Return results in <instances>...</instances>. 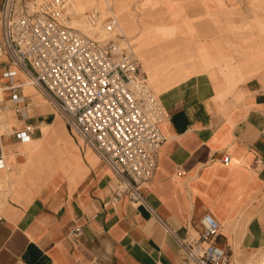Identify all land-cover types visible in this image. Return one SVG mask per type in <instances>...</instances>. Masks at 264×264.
I'll use <instances>...</instances> for the list:
<instances>
[{"label": "crops", "instance_id": "0c3cea01", "mask_svg": "<svg viewBox=\"0 0 264 264\" xmlns=\"http://www.w3.org/2000/svg\"><path fill=\"white\" fill-rule=\"evenodd\" d=\"M115 2L166 112L155 172L140 186L161 221L112 198L118 178L32 83L55 108L39 99V110L23 86L30 76L1 53L0 264H177L176 237L197 238L206 212L221 223L216 242L229 260L263 249L264 91L254 89L264 87V41L243 0Z\"/></svg>", "mask_w": 264, "mask_h": 264}, {"label": "built area", "instance_id": "2783aa9c", "mask_svg": "<svg viewBox=\"0 0 264 264\" xmlns=\"http://www.w3.org/2000/svg\"><path fill=\"white\" fill-rule=\"evenodd\" d=\"M68 2L0 0V55L6 54L11 64L30 76L69 130L118 178L112 198L127 196L157 216L140 186L155 172L165 139L159 123L166 112L131 47L73 26ZM106 13L93 7L85 18L93 26L101 23L111 30L117 20L109 5ZM4 75L13 88L15 70ZM229 159L228 154L222 157L224 162ZM200 223L197 238L176 237L181 250L177 264H228V253L216 242L221 223L210 212L201 216ZM72 232L78 234L79 228Z\"/></svg>", "mask_w": 264, "mask_h": 264}, {"label": "rangeland", "instance_id": "374dc122", "mask_svg": "<svg viewBox=\"0 0 264 264\" xmlns=\"http://www.w3.org/2000/svg\"><path fill=\"white\" fill-rule=\"evenodd\" d=\"M76 3H79L82 9L78 10L77 6L75 5ZM87 4L88 2L86 0H69L68 6H67V12L70 15V23L73 26L80 28L83 32H85L88 35L96 36L100 39L113 38L116 41L120 42L122 45H128L133 50L134 55L139 60L141 64V68L143 69L142 64L146 63V59L143 58L142 63H141V53L139 51V46L137 44V41L136 39L131 37V32L125 28L124 18L122 14L123 7L121 6L120 8H117L116 6L117 2L111 3V0H96V3L95 2L91 3V5H88L86 7ZM107 5H111L112 11L117 20V28L115 29L113 28L114 29L113 31L106 30L101 23L97 24V26H92L90 23L87 22L85 18V12L93 7L98 8L103 13V15H106ZM243 6L245 10V13H244L245 22L247 23L249 27L252 28L255 34L259 32L258 35L255 36V38H257L259 41H264V32H261L259 30L260 22L262 21L264 23V0H243ZM137 11L140 12L141 9L137 8ZM261 54H263V52ZM259 60H260L259 56L256 53L254 57L252 58V63L254 65H257ZM147 72H149L148 69H147ZM22 76L24 77L23 86L28 88L31 91V93H33L38 99L34 102L35 105L45 106L44 103H41V101H44L55 110V108L50 104V102L46 98H44L43 94L37 88L33 86L30 79L24 74ZM147 78H148L149 85L152 87L154 94L157 96L158 93L153 88L150 78L148 76ZM29 83H31V85H29ZM23 90L26 91V89H23ZM254 90L264 91V87L257 86V88H255ZM57 113L58 115L61 116V114L58 111ZM258 200L261 204V207H264V185L262 186L260 190V195L258 197ZM237 254L241 255L240 253H237ZM250 256H253V257L250 258ZM263 258H264V248L263 249L255 248V249H252L251 252L243 258L239 257V258L229 260V264H260Z\"/></svg>", "mask_w": 264, "mask_h": 264}, {"label": "bare ground", "instance_id": "6f19581e", "mask_svg": "<svg viewBox=\"0 0 264 264\" xmlns=\"http://www.w3.org/2000/svg\"><path fill=\"white\" fill-rule=\"evenodd\" d=\"M76 6H77V9L78 10H80V9H82V7H81V5L79 4V3H76L75 4ZM70 8V7H69ZM93 26V25H92ZM95 26H97V25H95ZM115 28H117V26L115 27ZM114 28V29H115ZM114 29H111V31H113ZM107 30V29H106ZM143 66V65H142ZM144 69V68H143ZM29 79H30V81H31V83H32V80H31V78L30 77H28ZM19 90V89H18ZM20 91V90H19ZM51 104V103H50ZM37 107L39 108V110H44L45 109V106H43V105H37ZM43 121V120H42ZM48 127H50V125H48V124H44V123H42V124H40V128H41V130H42V134H43V136H44V133H45V131H46V129L48 128ZM53 132V131H52ZM43 136L41 137V139H39V140H43L42 138H43ZM36 140L37 139H34V138H32V137H30V139H29V141H28V144H29V148H28V152H30L31 153V151H32V149L34 150V147H35V145H36ZM34 145V146H33ZM250 261V260H249ZM192 264H194V263H192Z\"/></svg>", "mask_w": 264, "mask_h": 264}]
</instances>
